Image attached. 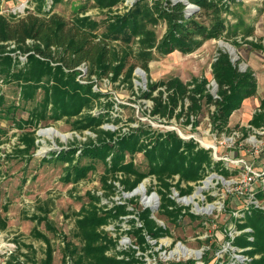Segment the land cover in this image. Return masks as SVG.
Masks as SVG:
<instances>
[{
	"label": "trees",
	"instance_id": "obj_1",
	"mask_svg": "<svg viewBox=\"0 0 264 264\" xmlns=\"http://www.w3.org/2000/svg\"><path fill=\"white\" fill-rule=\"evenodd\" d=\"M59 1L38 0L36 13L28 12L17 19L14 14L6 16L0 12V84L15 82L24 102L34 100L37 92L42 91V99L31 110L25 124L36 127L46 119L74 118L72 122L76 130L95 133V140L83 143L80 148L82 155L92 161L90 164L74 163V148L58 151L57 157L68 162V177L73 176L77 181L94 169L95 161H100L105 166L101 176L103 186L115 189L114 182L118 181L128 192L145 177L153 175L161 197V214L176 220L179 215L175 212V201L169 195L172 187L181 195L188 194L210 172L227 177L229 171L221 166V162L214 161L210 149L200 146L192 138L180 137L174 130L159 132L140 124L122 135H115V132L103 129L101 125L108 119V114H95L92 110L104 94L94 88L92 76H110L112 79L121 76L123 81L132 83L136 66L149 72L148 64L155 52L161 55L175 50L191 53L208 39L227 38L231 34L224 19V13L230 7L228 2L188 0L196 5L189 10L179 0H136L129 9L119 12L113 8L121 0H85L93 2L94 7L106 14L104 20L77 12L70 21H66L52 12ZM159 22L165 25L160 37L153 29ZM102 23L105 27L100 31ZM249 43L251 47L264 51L263 43ZM19 54L26 56L20 59ZM81 63L87 65L85 81L77 78L80 71L76 68ZM211 74L217 87L216 96L209 92L206 77H193L185 82L174 76L149 82L141 97L153 101L151 115L169 117L185 113L187 122H191L190 116L196 117L204 105H212L210 122L212 130L219 136L229 131L228 122L233 111L240 108L246 98L256 94L258 82L251 68L240 70L238 63L233 62L224 50H219L211 62ZM2 102L1 96L0 105ZM14 109V105H10L5 111L11 114ZM249 125L254 128L264 125V97ZM33 131L24 132L19 138L23 145L18 148L20 152L29 154L36 147ZM137 153L146 160L145 171L134 162ZM176 176L178 178L174 182ZM182 183L185 188H182ZM254 190L255 199L263 200L264 190L259 187ZM88 195L89 205L79 210L75 219L74 236L80 245L65 242L63 257L69 254L74 258L73 264H131L136 261V249L117 250V239L108 236L107 231L101 228L110 220H119L121 215L130 212L124 204L117 203L100 208L96 204L99 196ZM137 216L142 224L138 226L137 221L131 219L127 233H134V244L138 249L151 247L148 238L158 240L168 232L165 227L156 225L148 210L138 212ZM231 216L234 218L233 214ZM234 219L236 229L249 227L251 231L233 238L226 234V238L234 247L242 249L240 253L251 258L250 264H264V207L250 204L242 220ZM5 223V218L0 216V228ZM35 233L46 242L45 257L40 264H52L53 249L49 238L41 232ZM210 260V257L204 258L203 264H209Z\"/></svg>",
	"mask_w": 264,
	"mask_h": 264
},
{
	"label": "rangeland",
	"instance_id": "obj_2",
	"mask_svg": "<svg viewBox=\"0 0 264 264\" xmlns=\"http://www.w3.org/2000/svg\"><path fill=\"white\" fill-rule=\"evenodd\" d=\"M37 1L0 0V8L6 16L13 14V10H20L23 12L21 15L25 16L28 12L36 13ZM135 1L126 4L125 0H121L113 9L125 11ZM223 1H227L230 6L224 13L227 29L229 34L231 33L227 38L208 39L191 53L175 50L161 55L155 52L154 58L148 64L149 72L146 73L140 66H136L132 83L123 81L121 76L118 79H112L110 76L92 77L94 88L104 94L95 103L92 111L95 114H108V119L101 127L115 132V135H122L130 128L143 124L159 132L174 130L184 139L192 138L200 146L211 150L214 161L221 162V166L229 171L227 177L212 171L199 184L194 185L188 194L181 195L179 190L172 187L169 195L175 201V212L179 215L176 220L161 214V197L153 175H148L138 184L137 187L142 188L141 193L130 194L133 190L124 191L118 181L114 182L117 186L115 189H106L101 179L105 166L102 162L95 161L94 169L75 181L73 176L68 177V162L57 157V153L74 148V163L90 164L92 161L88 156L82 155L80 148L83 143L95 140V133L76 130L72 122L74 118L68 120L64 117L57 121L46 119L40 121L36 127L25 124L24 121L31 110L42 99V91L37 92L34 100L24 102L20 99L19 88L15 82H2L0 216L5 218L6 223L0 228V264H40L45 257L46 242L37 236L36 231L45 234L50 240L53 249L52 264H73L74 258L69 254L63 257L64 245L65 242L80 245L79 239L74 236L75 219L79 210L89 205V193L99 196L100 200L96 204L100 208L105 204L112 206L117 203L124 204L130 212L121 215L119 220H110L101 228L107 231L108 236L117 239V250L136 249V261L131 264H177L188 261L203 264L206 257L211 258L209 264H243V260L249 257L240 253L242 249L234 247L226 238V234L233 238L242 232H250L249 227L244 230L236 229L234 218L242 220L250 204L264 207V199L260 201L254 197V189L259 187L264 190V174L260 175L264 170V132H257L259 128H254L247 122L251 109H244L240 113V119L233 120L230 126L228 122L229 131L217 136L210 122V114L214 108L212 105H204L196 117L191 115V123L186 121L185 113L169 117L151 115L153 101L141 97L142 90L147 89L149 82L167 80L174 76L185 82L193 77H206L209 80L208 90L215 96L217 87L216 84L213 85L211 62L219 50L227 51L231 60L238 63L240 70L251 68L254 71L258 82L257 93L250 99L254 101V105L257 98L264 95V51L251 47L249 43L253 41L264 44V0ZM26 4L30 7L24 10ZM47 8L46 4L45 10ZM193 8L196 7L188 9ZM52 12H56L66 21H70L77 12L90 15L99 21L106 17L105 13L93 6V2L85 0H60L54 5ZM17 18L18 15H15V19ZM104 27L105 23H102L99 30H104ZM153 29L160 37L165 25L159 22ZM222 43L231 46L233 52ZM10 105H14L15 109L8 114L5 109ZM48 127L68 134V137L63 139L58 135L41 132ZM30 131L34 132L36 147L29 154L22 153L18 150L23 147L19 138L24 132ZM223 158L243 159L253 172L247 173L245 165L241 162L231 163ZM134 162L140 170L145 171L147 168L141 153L134 156ZM258 173L260 174L257 175ZM177 178L176 176L174 182ZM206 180L209 181L207 187L198 191ZM181 186L185 188L184 183ZM194 193L200 208H207L209 205L214 208L199 213L192 204L181 200ZM145 197H148L149 201H146ZM152 200L154 204L151 203ZM143 210H148L156 225L165 227L168 232L158 240L148 238L151 247L138 249L134 244V233L127 231L130 229L131 219L137 221L138 226L142 224L137 213ZM180 245L198 251L199 254L186 255L182 251L176 252Z\"/></svg>",
	"mask_w": 264,
	"mask_h": 264
},
{
	"label": "bare ground",
	"instance_id": "obj_3",
	"mask_svg": "<svg viewBox=\"0 0 264 264\" xmlns=\"http://www.w3.org/2000/svg\"><path fill=\"white\" fill-rule=\"evenodd\" d=\"M222 45L225 46L227 49H229L231 52H233V49L228 44L222 43ZM41 132L42 133L58 135V136H60L63 139L68 137V134H63V133H61L60 131H58L57 129H55L53 127H48V128L42 129ZM208 183H209V181L206 180L204 182V185L201 186L198 189V191H201V190L205 189L207 187ZM141 191H142V188L141 187H137L136 190L133 192V194L141 193ZM147 198L148 197H145L144 199L146 201L147 200L149 201V198L148 199ZM196 198H197V195H196V193H194L191 196L182 198L181 200L184 201V203H186V204H192L194 209H195V211L199 212V213L206 211V209L208 211H211L214 208L213 205H209L207 208H200ZM175 251L176 252L182 251L186 255H191V254H195V255L197 254L198 255L199 254L198 251L191 250V249H189V248H187L186 246H183V245L178 246Z\"/></svg>",
	"mask_w": 264,
	"mask_h": 264
},
{
	"label": "built area",
	"instance_id": "obj_4",
	"mask_svg": "<svg viewBox=\"0 0 264 264\" xmlns=\"http://www.w3.org/2000/svg\"><path fill=\"white\" fill-rule=\"evenodd\" d=\"M133 0H125V3L126 4H129V3H131ZM194 6V5H193ZM30 6L29 5H25L24 6V10H25V8H29ZM194 7H196V6H194ZM0 12H4V10H2V8H0ZM13 14H15V15H18V16H20L21 14H23V12H21L20 10L18 11V10H13V12H12ZM12 47L14 46L13 44L11 45ZM26 56V54H19V58L20 59H23L24 57ZM76 69H78L79 71H80V74H78V76H77V78H79L81 81H85V80H83L84 78H85V75L87 74V65L85 64V63H81L79 66H77V68ZM92 77H94V76H92ZM93 79V78H92ZM94 81V80H93ZM94 85H95V83H94ZM213 85H215V82H214V80H213ZM95 87V86H94ZM216 96V95H215ZM259 132H264V131H260L259 130ZM214 148V147H213ZM214 151H215V153H216V149L214 148ZM223 159H225V158H223ZM225 160H227V161H230L231 163L232 162H241L243 165H245V167H246V169H247V173L248 172H253V170H252V168L243 160V159H238V160H232V159H230V158H226ZM260 173H258L257 175H259ZM262 174H264V170H262V173L260 174V175H262ZM249 177V176H248ZM251 178V177H250ZM134 190V189H133ZM136 190V189H135ZM134 190V191H135ZM154 193V192H153ZM131 194H133V193H131ZM152 204H154V201L152 200V202H151ZM256 206H258V204L256 205ZM244 262H243V264H250V261H251V258L250 257H248V258H245L244 260H243Z\"/></svg>",
	"mask_w": 264,
	"mask_h": 264
},
{
	"label": "crops",
	"instance_id": "obj_5",
	"mask_svg": "<svg viewBox=\"0 0 264 264\" xmlns=\"http://www.w3.org/2000/svg\"><path fill=\"white\" fill-rule=\"evenodd\" d=\"M237 1L242 2V0H237ZM162 33H163V31H162ZM254 96H251V97L246 98L243 101L241 107L238 108V109H236L235 111H233V113L231 114V116L229 118V126L231 125V123H232L233 120L240 119V113H242L244 111V109H247V108L251 109V113L249 115H247V122L249 123V121L252 118L254 112L256 110H258V107L260 105V100L264 97V95H263V96H260L259 98H257V101L255 102V105H254V101L253 100H250ZM246 100H247V102H246ZM261 129H264V126L259 127L258 130H261ZM257 132H259V131H257ZM259 133H261V132H259Z\"/></svg>",
	"mask_w": 264,
	"mask_h": 264
},
{
	"label": "water",
	"instance_id": "obj_6",
	"mask_svg": "<svg viewBox=\"0 0 264 264\" xmlns=\"http://www.w3.org/2000/svg\"><path fill=\"white\" fill-rule=\"evenodd\" d=\"M179 1H182V2H184L183 0H179ZM184 3H186V5H187L186 7H187V8L194 7V6H193V4H191V3H190V2H188V1H187V2H184ZM133 192H134V190H133L131 193H133ZM131 193H130V194H131Z\"/></svg>",
	"mask_w": 264,
	"mask_h": 264
}]
</instances>
